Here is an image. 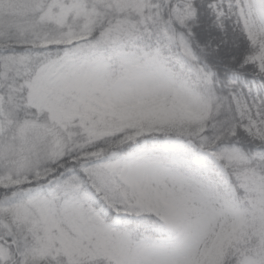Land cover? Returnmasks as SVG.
Here are the masks:
<instances>
[{"label":"snow or ice","instance_id":"snow-or-ice-1","mask_svg":"<svg viewBox=\"0 0 264 264\" xmlns=\"http://www.w3.org/2000/svg\"><path fill=\"white\" fill-rule=\"evenodd\" d=\"M0 264H264V0H0Z\"/></svg>","mask_w":264,"mask_h":264}]
</instances>
